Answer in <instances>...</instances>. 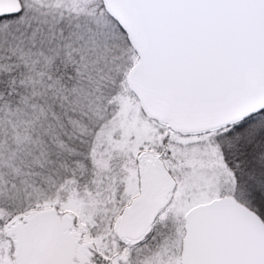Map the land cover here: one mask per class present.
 <instances>
[{"label":"snow or ice","instance_id":"obj_1","mask_svg":"<svg viewBox=\"0 0 264 264\" xmlns=\"http://www.w3.org/2000/svg\"><path fill=\"white\" fill-rule=\"evenodd\" d=\"M0 264H264V0H0Z\"/></svg>","mask_w":264,"mask_h":264}]
</instances>
